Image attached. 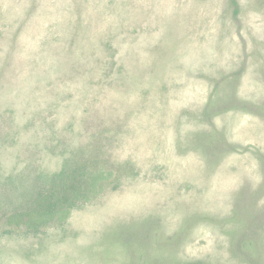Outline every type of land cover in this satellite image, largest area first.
Wrapping results in <instances>:
<instances>
[{"label":"rangeland","instance_id":"374dc122","mask_svg":"<svg viewBox=\"0 0 264 264\" xmlns=\"http://www.w3.org/2000/svg\"><path fill=\"white\" fill-rule=\"evenodd\" d=\"M0 264H264V0H0Z\"/></svg>","mask_w":264,"mask_h":264},{"label":"trees","instance_id":"16d2710c","mask_svg":"<svg viewBox=\"0 0 264 264\" xmlns=\"http://www.w3.org/2000/svg\"><path fill=\"white\" fill-rule=\"evenodd\" d=\"M67 183V182H66ZM65 184V183H64ZM69 185H64V194H63V205L56 209L55 207L51 210L49 216L47 212H42L40 210H32L29 213H22L19 214L16 218L14 216L11 217L10 222L13 225L15 222L19 224V220L23 217H28V221H25V224H19L21 227H28V228H36L37 230H49L50 228H54L66 222L72 212H71V205H75L77 199L85 200L88 199L89 196L86 193H79V191L69 190ZM51 197H46L45 199H50Z\"/></svg>","mask_w":264,"mask_h":264}]
</instances>
